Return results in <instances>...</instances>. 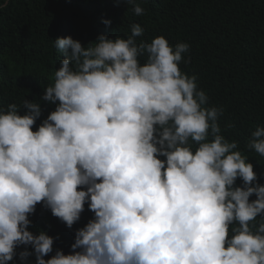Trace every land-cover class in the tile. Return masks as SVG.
Masks as SVG:
<instances>
[{"label":"clouds","instance_id":"9594fccd","mask_svg":"<svg viewBox=\"0 0 264 264\" xmlns=\"http://www.w3.org/2000/svg\"><path fill=\"white\" fill-rule=\"evenodd\" d=\"M142 34L57 37L63 58L39 100L0 109V264L21 245L20 264H264V185L221 134L223 109L180 70L189 45ZM40 101L55 109L33 130ZM247 148L264 156V126ZM37 204L68 228L85 204L94 214L70 254L44 259L54 239L28 230Z\"/></svg>","mask_w":264,"mask_h":264},{"label":"trees","instance_id":"16d2710c","mask_svg":"<svg viewBox=\"0 0 264 264\" xmlns=\"http://www.w3.org/2000/svg\"><path fill=\"white\" fill-rule=\"evenodd\" d=\"M138 2L145 9L142 16L135 15L123 0H0V109L24 99L38 101L52 83L63 58L52 40L71 37L83 46L101 34L126 38L131 25L139 24L143 34L138 40L150 42L161 36L171 46L189 45L185 59L190 61L182 60L180 70L197 77V88L208 97L206 107L223 109L217 121L221 134L238 142L237 150L253 165L255 183L264 185V156L247 148L251 132L264 126V0ZM40 106L41 116L33 130L55 109L44 101ZM23 113L21 108L18 114ZM241 185L237 178L236 186ZM93 216L85 204L79 221L68 228L37 204L28 217V230L53 237L47 260L58 249L70 254L75 231ZM25 249L32 252L30 245L17 247L9 264H20L18 254ZM28 264H35V255L28 257Z\"/></svg>","mask_w":264,"mask_h":264}]
</instances>
